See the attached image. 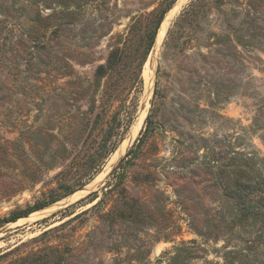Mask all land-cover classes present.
Segmentation results:
<instances>
[{
    "label": "rangeland",
    "instance_id": "374dc122",
    "mask_svg": "<svg viewBox=\"0 0 264 264\" xmlns=\"http://www.w3.org/2000/svg\"><path fill=\"white\" fill-rule=\"evenodd\" d=\"M176 1L0 0V264H264V7Z\"/></svg>",
    "mask_w": 264,
    "mask_h": 264
},
{
    "label": "trees",
    "instance_id": "16d2710c",
    "mask_svg": "<svg viewBox=\"0 0 264 264\" xmlns=\"http://www.w3.org/2000/svg\"><path fill=\"white\" fill-rule=\"evenodd\" d=\"M258 3H259V6L264 7V0H258ZM193 6H194V4H193ZM194 8L189 9V11H187L188 14L193 13L195 11ZM164 14H165V11L162 13V15L158 19L156 25L154 26V29L150 33L149 42H148L146 52H145L146 56L150 53L151 49L153 48L154 41L156 38V34H157L158 29L160 27V24L163 20ZM103 72H104V67L99 66L97 71H96V77L99 78L103 74ZM149 119H150V115L147 116L146 123H148ZM133 149H134V146L131 147V149L126 154L125 158L113 169V171L111 172V177H114L117 174L118 170L122 167L124 160L127 159L133 153ZM262 162H264V159ZM257 172H259L258 169H257ZM119 179H120V176L116 177V184H112V185L110 184L108 187L109 189L105 192V194L108 191L109 192L112 191L115 187H117L119 185L118 184L120 181ZM108 183H110V182H108ZM238 186L241 187L240 193L236 194L235 192H232V191H230V192L226 191L227 193H224V195L226 197L232 198L236 202L237 205H241L243 211L251 212V210L255 211V209H256V212H254L253 215L257 216L258 213L261 211V209L264 208V172L263 171H262V173L259 172L256 175L255 182L253 184L251 182L247 183V182L240 181L238 183ZM66 195H65V197H66ZM87 198L90 199V202L95 201L97 199L96 193H92ZM56 201H58V200L52 201L51 204L56 202ZM253 201L255 203H257L258 207H256L253 204L254 203ZM101 202H102V200H99L94 206H96L97 204H99ZM36 210H38V208H35L32 211L30 210L23 215L13 216L10 219L3 221V222H15L19 218H22V216H28L30 213H32L33 211H36ZM45 219H47V218H44L41 221L43 222V221H45ZM2 225H3V223H0V226H2Z\"/></svg>",
    "mask_w": 264,
    "mask_h": 264
},
{
    "label": "bare ground",
    "instance_id": "6f19581e",
    "mask_svg": "<svg viewBox=\"0 0 264 264\" xmlns=\"http://www.w3.org/2000/svg\"><path fill=\"white\" fill-rule=\"evenodd\" d=\"M186 0H177L176 1V3H175V5L168 11V13L166 14V16H165V19H164V21L162 22V24H161V27H160V29H159V31H158V34H157V39H156V49H159L158 47H159V44H160V42H161V40H162V38H163V36H164V34H165V32H166V29H167V27H168V25H169V23L171 22V20H172V18H173V16H174V14L175 13H177V11H178V9H180V6H181V4L183 3V2H185ZM183 5V4H182ZM145 84H147V82H148V77H147V75H145ZM125 146H126V143H123L122 145H120V147H119V149L116 151V153L113 155V157H112V159H111V161H110V163L108 164V166H106V168H105V170H104V172L102 173V175L101 176H103L108 170H109V167H110V164H112L117 158H118V156L124 151V148H125ZM117 161V160H116ZM116 164V163H115ZM108 173V172H107ZM98 179H99V177H98ZM97 179V180H98ZM97 180H95V182L94 183H96L97 182ZM93 185V184H92ZM95 185V184H94ZM89 186V185H88ZM93 187V186H92ZM91 188V187H90ZM87 189L88 188H84V189H81V190H79L78 192H76V193H72V195L71 196H69V197H67V198H65V199H61V200H59V201H57V202H55V203H52L50 206H48V207H45V208H43V209H40L39 211H37L36 213H34V214H31L29 217H28V220L29 221H32V220H34L35 218H37V217H41V216H44V215H46V214H49V213H51L52 211H54V210H58L59 208H62V207H64V206H66L67 204H69L71 201H74V199H76V198H80V195L82 194L83 195V193L84 192H86L87 191ZM88 193V192H87Z\"/></svg>",
    "mask_w": 264,
    "mask_h": 264
},
{
    "label": "water",
    "instance_id": "95a60500",
    "mask_svg": "<svg viewBox=\"0 0 264 264\" xmlns=\"http://www.w3.org/2000/svg\"><path fill=\"white\" fill-rule=\"evenodd\" d=\"M164 18H165V17H164ZM163 20H164V19H163ZM163 20H162V21H163ZM161 23H162V22H161ZM160 27H161V24H160ZM160 27H159V28H160ZM158 30H159V29H158ZM156 37H157V34H156ZM155 42H156V38H155V41H154V45H155ZM154 45H153V46H154ZM26 217H27V216H26ZM22 218H23V217H22ZM19 219H20V218H19ZM16 222H17V221L13 222V224L16 223Z\"/></svg>",
    "mask_w": 264,
    "mask_h": 264
}]
</instances>
